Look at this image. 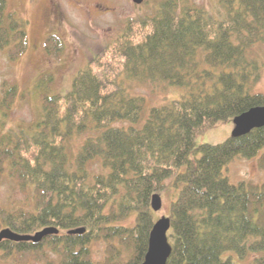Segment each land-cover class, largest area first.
Masks as SVG:
<instances>
[{
    "label": "trees",
    "instance_id": "trees-1",
    "mask_svg": "<svg viewBox=\"0 0 264 264\" xmlns=\"http://www.w3.org/2000/svg\"><path fill=\"white\" fill-rule=\"evenodd\" d=\"M220 3L223 10L212 12L164 0L154 15L129 18L66 93L50 92L51 76L38 77L41 118L8 128L0 123V175L28 196L24 205L0 203V230L58 232L39 242L3 238V257L141 264L157 219L151 197L165 191L172 193L166 264H238L236 256L250 255L243 264H264V182L233 183L224 173L235 157L259 154L264 125L219 143L196 141L218 122L264 106V93L254 90L261 65L251 56L264 42V0ZM28 45L27 19L0 0V49L16 61ZM44 49L58 57L64 42L51 33ZM132 81H163L182 92L146 110ZM17 94L16 85H3L4 115ZM94 163L99 171L90 169ZM97 240L106 243L100 262L90 248Z\"/></svg>",
    "mask_w": 264,
    "mask_h": 264
},
{
    "label": "rangeland",
    "instance_id": "rangeland-1",
    "mask_svg": "<svg viewBox=\"0 0 264 264\" xmlns=\"http://www.w3.org/2000/svg\"><path fill=\"white\" fill-rule=\"evenodd\" d=\"M164 0H145L136 4L133 0H9V7L27 19L28 49L18 60L11 61L6 51L0 49V101L3 85H16L18 94L12 106L3 113L0 106V123L5 127L30 124L41 118L42 103L38 96L36 82L41 74L52 77L50 92L66 93L76 72L85 66L89 58L104 44L114 39L124 28L129 18L138 19L154 15ZM221 0H175L179 6L194 4L205 7L212 12L223 10ZM55 33L64 42L62 53L56 57L44 49L47 35ZM251 56L257 58L261 65V77L254 90L264 93V42L256 43L251 49ZM131 92L145 95L146 110L179 96L182 89L170 86L163 81H132ZM122 125V122H115ZM234 127L233 119L218 122L213 127L199 133L196 137L200 143H219L227 139ZM77 140L71 147H76ZM264 148L254 157L238 156L224 168L229 180L264 182V166L260 156ZM92 171H99L98 163L89 165ZM162 208L155 213L156 218L168 216L172 193L161 191ZM27 194L8 174L0 175V203L6 207H16L27 202ZM92 257L100 262L105 258L106 243L97 240L91 244ZM53 257V255H50ZM237 256L238 264L250 260ZM0 264H44L36 258L21 260L17 257L5 258L0 253Z\"/></svg>",
    "mask_w": 264,
    "mask_h": 264
},
{
    "label": "water",
    "instance_id": "water-1",
    "mask_svg": "<svg viewBox=\"0 0 264 264\" xmlns=\"http://www.w3.org/2000/svg\"><path fill=\"white\" fill-rule=\"evenodd\" d=\"M144 0H133L134 3L140 4ZM234 127L232 136H239L249 132L255 127L264 125V106H254L247 111L235 116L233 118ZM151 207L154 211H159L162 208V196L157 192L151 197ZM171 223L168 216L162 215L156 219L150 231L148 249L144 260L141 264H166L168 257L172 251V245L168 239V230ZM84 227L73 229L70 232H83ZM58 228L55 226H47L33 234H19L13 232L9 228L0 230V240L3 238H10L14 240H32L39 242L49 234L57 233Z\"/></svg>",
    "mask_w": 264,
    "mask_h": 264
}]
</instances>
